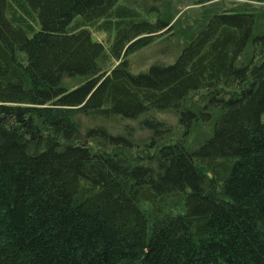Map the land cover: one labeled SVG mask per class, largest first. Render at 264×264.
I'll return each mask as SVG.
<instances>
[{
	"label": "trees",
	"instance_id": "1",
	"mask_svg": "<svg viewBox=\"0 0 264 264\" xmlns=\"http://www.w3.org/2000/svg\"><path fill=\"white\" fill-rule=\"evenodd\" d=\"M147 1L0 0V264H264V33L220 11L133 72L167 27ZM161 114L212 133L188 149Z\"/></svg>",
	"mask_w": 264,
	"mask_h": 264
},
{
	"label": "rangeland",
	"instance_id": "2",
	"mask_svg": "<svg viewBox=\"0 0 264 264\" xmlns=\"http://www.w3.org/2000/svg\"><path fill=\"white\" fill-rule=\"evenodd\" d=\"M135 0H121V3L134 5ZM140 1V0H137ZM149 6H159L161 15L167 21V27L152 34V41L133 52L127 58L131 71L138 72L145 70L155 62H172L181 52L183 46L205 25L206 20L214 13L235 9L247 10L255 14V29L258 34L264 33V0H148ZM149 19L156 17L155 13H150ZM91 37L108 47V41L112 34L108 35L101 31L90 30ZM118 64L114 58L111 59L110 68ZM80 79L67 81L69 86H75ZM224 90V89H223ZM231 94L230 90L220 91L221 95ZM219 94V93H217ZM209 93L205 90L191 92L185 99V106L197 109L207 101ZM162 121L170 124L172 132L168 141L181 139L188 149L195 148L205 138L211 135L214 118L209 121H194L188 128L178 125L177 118L167 114L157 116ZM133 134L137 138H143L149 131L141 128L137 124H131Z\"/></svg>",
	"mask_w": 264,
	"mask_h": 264
}]
</instances>
